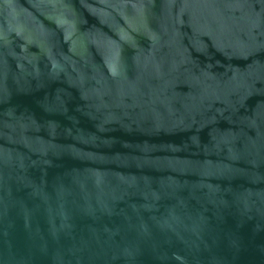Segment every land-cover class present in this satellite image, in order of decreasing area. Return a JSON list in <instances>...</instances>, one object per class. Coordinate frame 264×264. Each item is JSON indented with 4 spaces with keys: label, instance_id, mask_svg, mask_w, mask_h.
Instances as JSON below:
<instances>
[{
    "label": "water",
    "instance_id": "obj_1",
    "mask_svg": "<svg viewBox=\"0 0 264 264\" xmlns=\"http://www.w3.org/2000/svg\"><path fill=\"white\" fill-rule=\"evenodd\" d=\"M0 264H264V0H0Z\"/></svg>",
    "mask_w": 264,
    "mask_h": 264
}]
</instances>
